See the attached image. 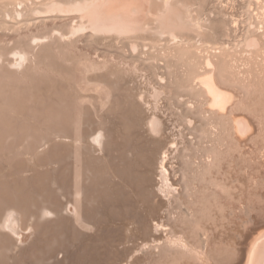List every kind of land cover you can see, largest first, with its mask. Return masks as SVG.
<instances>
[{
	"label": "bare ground",
	"instance_id": "bare-ground-1",
	"mask_svg": "<svg viewBox=\"0 0 264 264\" xmlns=\"http://www.w3.org/2000/svg\"><path fill=\"white\" fill-rule=\"evenodd\" d=\"M0 2H6L0 6V264H16L10 253L37 238L33 250H42L51 234L75 250L70 254L77 264H130L149 244H156V264H264V230L198 226L202 246L189 230L170 223L169 208L180 192L178 168L170 163L176 136L171 138L156 114L166 90L146 81L116 51L134 58L159 50L208 52L192 81L208 109L225 113L236 97L220 84L217 59L236 36L239 20L228 15L229 5L222 0ZM16 26L14 38L1 32ZM246 39L251 52L261 47L257 37ZM238 117L234 131L244 142L251 123ZM163 248L181 249L195 261L166 258Z\"/></svg>",
	"mask_w": 264,
	"mask_h": 264
},
{
	"label": "rangeland",
	"instance_id": "rangeland-1",
	"mask_svg": "<svg viewBox=\"0 0 264 264\" xmlns=\"http://www.w3.org/2000/svg\"><path fill=\"white\" fill-rule=\"evenodd\" d=\"M222 2L223 5L230 6L227 8L228 6L225 5L227 8L225 9L232 13H227L228 15H233V13L235 17L238 15L236 17V19L239 18L237 21V30L240 33L238 34L237 32L235 37L229 39L228 46H230L226 50H223V54L217 59V75L220 84L228 88L236 97L232 105L228 106L231 110L227 107V110L224 111L225 113L222 112L220 114L219 112L218 114L217 110L208 109V101L199 93V89L192 81L195 73L201 71L199 69L202 66L199 63L208 52L205 54L203 52L196 54L193 52L185 53L174 51L169 54L167 53L169 50H164V52L159 50L156 51V54H141L134 58L122 49L116 50L117 56H122L120 59L126 60L125 62L129 60L127 64L130 62L129 64L132 65L130 66L128 64L129 67L136 68L139 75L143 77L147 76L146 81H151L150 84L153 85L154 83L156 86L161 84L158 86H163L164 91L166 90L165 97L163 96L162 99H159L161 101L158 100L156 114L158 115L159 113L158 116L162 118L160 119L169 127L171 138L173 139L176 136L174 142L178 150L174 147L173 155L175 157L172 155L173 158L171 157L170 163L178 168L176 172L178 174L180 192V195L178 193V195L176 194L177 197L173 199L169 208V220L171 221L169 222L172 224L175 223L176 228L179 227L178 230H182L183 228L184 231L189 230L190 237L193 240L197 239L202 246H204L205 242L202 230L199 231V229H202V225L211 228L218 224V228L221 231H228L229 228H239L243 232L254 228L264 230V0H230V2L228 0H222ZM4 3L6 2H0V6L3 7L6 5ZM8 7L12 8L13 6ZM18 28L16 26L12 32L3 28L1 32L9 33V37L10 34H14L12 36L14 38ZM239 37L241 38L238 39ZM249 37H257L261 47L252 49L251 52V49L245 46L246 38ZM232 39L235 40L232 42ZM247 50L248 52H246ZM123 52L124 54H121ZM190 55H192V59ZM135 59L137 63L139 62L138 65L136 62H133ZM186 59L188 60L186 61ZM222 59H224V63H221ZM132 63L136 64L133 65ZM160 79L164 81L163 84L159 81ZM236 116H239L238 118L241 116L243 118L246 117L248 118V122L252 124L249 123L251 134H247L249 137L244 136V139L247 140H243L246 145L244 142H239L242 141L243 137H240L241 140H238L239 136L235 134L233 120L237 118ZM233 132L237 138L231 134ZM175 149L177 151L176 154ZM201 151L202 153H200ZM197 227L199 229H196ZM193 230L197 233L195 232L196 234H193ZM51 235H47V239L43 241L45 246L41 243L40 247L42 250H38L39 248L37 252L33 250V246L36 248L40 243V240L37 241V238L33 245L27 246L22 250L20 249V253L19 250L17 252L14 250L16 254L12 251L10 255L12 258L15 257L16 264H31L33 259L35 261L32 264H39L42 261L43 254V257H45L43 261H47L48 264H77L76 260H73L74 258L70 254L75 250L67 247L64 248L65 243L63 244V239L61 237H58L59 239L53 238L54 236L52 239L50 238ZM50 239L54 240V242ZM45 249L48 251L46 255L50 256V258L45 255ZM61 249L66 250V253ZM40 252H42V255H40ZM163 254L164 256L166 255V258L175 256L177 261L184 257V259L192 258L190 261H195L194 256L190 257L186 252L177 248H163ZM58 256L59 258H55ZM18 259H23L22 261L26 263H22ZM134 259L133 262L131 260L130 264H156V244H149L147 247L139 248ZM137 260L140 262H137ZM43 261L40 264H43Z\"/></svg>",
	"mask_w": 264,
	"mask_h": 264
}]
</instances>
